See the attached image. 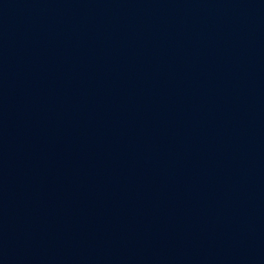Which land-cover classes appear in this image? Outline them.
I'll use <instances>...</instances> for the list:
<instances>
[{"label": "water", "instance_id": "obj_1", "mask_svg": "<svg viewBox=\"0 0 264 264\" xmlns=\"http://www.w3.org/2000/svg\"><path fill=\"white\" fill-rule=\"evenodd\" d=\"M0 264H264V0H0Z\"/></svg>", "mask_w": 264, "mask_h": 264}]
</instances>
